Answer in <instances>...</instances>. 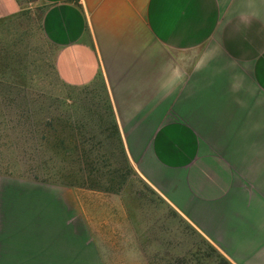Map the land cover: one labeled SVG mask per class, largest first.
Listing matches in <instances>:
<instances>
[{
  "label": "crops",
  "instance_id": "obj_1",
  "mask_svg": "<svg viewBox=\"0 0 264 264\" xmlns=\"http://www.w3.org/2000/svg\"><path fill=\"white\" fill-rule=\"evenodd\" d=\"M25 5L0 0V20ZM29 6L59 81L103 80L153 194L229 263L264 264V0ZM139 222L121 194L0 174V264H115Z\"/></svg>",
  "mask_w": 264,
  "mask_h": 264
},
{
  "label": "rangeland",
  "instance_id": "obj_2",
  "mask_svg": "<svg viewBox=\"0 0 264 264\" xmlns=\"http://www.w3.org/2000/svg\"><path fill=\"white\" fill-rule=\"evenodd\" d=\"M24 1L19 14L0 20V174L71 182L87 190L100 180L102 189L121 194L141 221L136 231L141 253L132 256L123 246L122 254L111 257L115 264H223V255L167 209L141 176L127 147L137 136L121 134L103 80L76 88L59 81L41 12L30 8L33 0ZM83 164L101 174L87 166L88 188L80 184ZM161 217L168 222L153 224Z\"/></svg>",
  "mask_w": 264,
  "mask_h": 264
},
{
  "label": "trees",
  "instance_id": "obj_3",
  "mask_svg": "<svg viewBox=\"0 0 264 264\" xmlns=\"http://www.w3.org/2000/svg\"><path fill=\"white\" fill-rule=\"evenodd\" d=\"M114 132H116V133H119L118 132V129H117V126L115 125V122H114ZM121 149H122V153L124 152V148H123V146L121 147ZM125 156V155H124ZM88 166V168L90 169V172L91 173H99V170L98 169H96V170H92L91 168H95V167H92L90 164L89 165H87ZM87 166L85 167L84 166V164H83V168H80V172L82 173V175H83V179H82V183H80L81 185H82V187H86V188H88L87 186H88V183L86 182L87 181V174H86V169H87ZM100 174V173H99ZM100 176H101V174H100ZM88 177H90V176H88ZM65 180H66V178H64ZM63 179V180H64ZM42 181H44V182H48V181H46V180H42ZM81 181V180H80ZM62 182V181H61ZM61 182H51V183H53V184H56V185H60V186H65V187H73V183H71V182H64V183H61ZM122 183H125L124 181H122ZM108 184H109V181H108ZM97 185V186H96ZM100 185H104L103 184V182L101 183V181L99 180V182H97V181H95V182H93V184L88 188L89 190H95V191H103V192H112L113 193V189H102L101 187H100ZM222 259V262H223V264H231V263H229L224 257H222L221 258Z\"/></svg>",
  "mask_w": 264,
  "mask_h": 264
}]
</instances>
